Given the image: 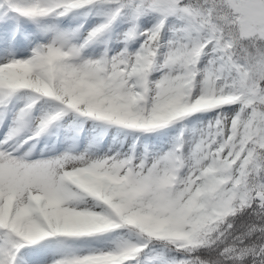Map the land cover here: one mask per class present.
Listing matches in <instances>:
<instances>
[{
	"label": "snow or ice",
	"instance_id": "1",
	"mask_svg": "<svg viewBox=\"0 0 264 264\" xmlns=\"http://www.w3.org/2000/svg\"><path fill=\"white\" fill-rule=\"evenodd\" d=\"M0 264H264V0H0Z\"/></svg>",
	"mask_w": 264,
	"mask_h": 264
}]
</instances>
